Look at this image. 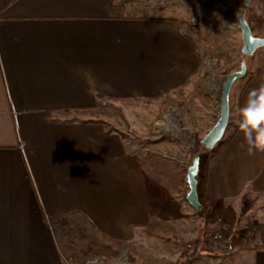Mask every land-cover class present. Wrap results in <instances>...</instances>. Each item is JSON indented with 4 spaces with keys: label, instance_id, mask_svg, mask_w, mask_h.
Returning <instances> with one entry per match:
<instances>
[{
    "label": "crops",
    "instance_id": "crops-1",
    "mask_svg": "<svg viewBox=\"0 0 264 264\" xmlns=\"http://www.w3.org/2000/svg\"><path fill=\"white\" fill-rule=\"evenodd\" d=\"M196 65L181 24L167 15H135L121 0H0V264L70 262L55 236L61 226L50 222L57 216L66 226L76 218L87 230L133 234L137 245L181 247L203 224L205 234L207 214L241 234L232 241L225 232L188 264H264V245L243 233L264 225V152L248 153L239 126L207 155L202 185L196 177L198 209L186 200L194 140L122 138V100L154 113L128 129L148 139L158 102L191 84ZM246 68L227 129L264 84V61ZM216 118L192 121L197 138ZM191 125L181 128L189 134ZM253 235L264 244V234Z\"/></svg>",
    "mask_w": 264,
    "mask_h": 264
},
{
    "label": "rangeland",
    "instance_id": "rangeland-1",
    "mask_svg": "<svg viewBox=\"0 0 264 264\" xmlns=\"http://www.w3.org/2000/svg\"><path fill=\"white\" fill-rule=\"evenodd\" d=\"M263 1L251 0L249 6L245 8V17L253 35L260 37H264ZM121 2L129 13L135 15H167L179 22L189 38L197 58V65L193 69L195 71L190 74L191 84L187 81L182 88L171 89L169 93H166L167 99L165 102H158L162 110L161 114L157 112L159 107L154 108L156 113L160 114V117L154 119V127H151L152 132L148 139L136 136L128 129L133 128L135 122L142 125L146 122L145 119L154 113L143 109L140 104L134 110L133 100H122L120 102L124 142L130 145L134 143L145 144L160 138V135L164 134L169 136L166 138H172L186 145L194 140V145L199 137L197 138L198 132L193 130L192 121L200 122L202 120L203 122L204 119L209 118L213 111L217 113L218 117L222 84L231 71L239 68L242 58L240 52L242 41L238 27V17L244 9L242 6L243 0H121ZM254 59L264 61V46L257 48L251 55L245 57L246 66L250 65ZM248 73L249 71L246 68L243 78ZM243 78L233 82L229 94L231 101L233 97L236 100L237 86ZM116 106L118 107V104ZM180 108L185 109L184 116L180 114ZM197 110H199V114L196 116ZM164 111L168 112L165 116H161ZM134 115L136 118H133ZM193 117H196V119H193ZM166 119L175 124L174 129L159 128L166 124ZM182 125L186 127L191 125L189 134L181 128ZM200 126H202V123ZM231 129L229 127L216 144H219ZM206 163L207 153L203 152L196 176L200 185L203 184ZM214 216L213 214H207L205 217L204 239L207 242L204 245L208 246V242H214L210 239L212 228H209L207 222L212 226L217 217L225 222L226 234L230 233V239L236 241L239 233L241 234L238 231L240 226L229 224L223 215ZM65 221L62 216L50 220L53 226H61V228L54 230L55 236L61 249L67 255L69 261L73 263L79 259L83 260L100 254L104 264H179V254L184 249H188V252H191L192 249L187 245L181 247H152L145 245V243L137 245L138 241L133 240V234L131 236L125 234L116 236L114 231L110 230L105 232L94 229L87 230L80 222L77 223L76 218L74 222L67 226ZM248 239L254 241L253 243L256 245H264L260 243V237L257 235H249ZM216 242L219 243V241ZM218 243L213 244V246H217ZM162 251H165L164 253L169 252L171 258L159 257Z\"/></svg>",
    "mask_w": 264,
    "mask_h": 264
},
{
    "label": "water",
    "instance_id": "water-1",
    "mask_svg": "<svg viewBox=\"0 0 264 264\" xmlns=\"http://www.w3.org/2000/svg\"><path fill=\"white\" fill-rule=\"evenodd\" d=\"M251 0H243L242 6L244 9L240 12L238 17V27L240 29L242 46L240 52L242 58L237 70L231 71L226 79L224 80L221 92H220V103H219V114L214 124L206 132V134L200 139L202 146L211 150L214 145L220 141L223 137L225 129L229 121V93L233 82L237 79H241L246 73L245 57L251 55L257 48L264 46V37L253 35L251 28L246 20V11ZM199 154L196 153L192 159L191 164L188 166L186 173V182L188 186V192L186 194L187 202L195 209L200 206L197 196V173L199 165Z\"/></svg>",
    "mask_w": 264,
    "mask_h": 264
},
{
    "label": "clouds",
    "instance_id": "clouds-1",
    "mask_svg": "<svg viewBox=\"0 0 264 264\" xmlns=\"http://www.w3.org/2000/svg\"><path fill=\"white\" fill-rule=\"evenodd\" d=\"M239 129L249 154L264 152V84L249 91L240 109Z\"/></svg>",
    "mask_w": 264,
    "mask_h": 264
},
{
    "label": "trees",
    "instance_id": "trees-1",
    "mask_svg": "<svg viewBox=\"0 0 264 264\" xmlns=\"http://www.w3.org/2000/svg\"><path fill=\"white\" fill-rule=\"evenodd\" d=\"M263 3H264V1H263ZM194 71L195 70L191 71V73L194 72ZM185 81H186V79H185ZM227 125H229V121H228ZM238 126H239V124L234 126V128L229 132V134L223 140H221V142L219 144H215L214 147L211 150H207V149H205L202 146V144L200 143V139L201 138L197 139L196 143L192 147L193 156L196 153H198L199 156H200L199 157V160H200L201 156L203 155V152H206L208 157H209V159H210L211 157H213L218 151H220L229 142V140L232 138L233 134L236 132ZM226 130H227V127H226L225 131ZM160 137L161 138H165V137H169V136L162 134V135H160ZM203 223H204V220H203ZM250 225L251 226L249 228L251 230V234H254L256 232L264 234V225H259V224L253 225L252 223H250ZM203 228H204V224L202 225V229H201L202 231L199 232L198 236L195 238L193 243L189 246V248L190 247L192 248L191 252H188L189 251L188 249H184V251H182L179 254V258H178L179 264H188L190 258L192 256H194V255H197L199 253V251H201L202 246L205 244V242H207L204 239V235L205 234L203 232ZM210 239L213 240L214 242H208V244H209L208 247L212 248L213 244H215V243L217 244L218 242H216V240L212 239L211 236H210Z\"/></svg>",
    "mask_w": 264,
    "mask_h": 264
},
{
    "label": "built area",
    "instance_id": "built-area-1",
    "mask_svg": "<svg viewBox=\"0 0 264 264\" xmlns=\"http://www.w3.org/2000/svg\"><path fill=\"white\" fill-rule=\"evenodd\" d=\"M227 227L225 222L220 217H217L211 230V238L223 242L225 239V231ZM245 235H250L251 230H245L243 232ZM67 264H104L103 258L100 254L93 255L92 257H88L86 259H79L77 262H68Z\"/></svg>",
    "mask_w": 264,
    "mask_h": 264
},
{
    "label": "bare ground",
    "instance_id": "bare-ground-1",
    "mask_svg": "<svg viewBox=\"0 0 264 264\" xmlns=\"http://www.w3.org/2000/svg\"><path fill=\"white\" fill-rule=\"evenodd\" d=\"M166 120H167L166 124L161 126V127H159V128L164 127L165 129H174L175 128V124L173 122H171L170 120H168V119H166Z\"/></svg>",
    "mask_w": 264,
    "mask_h": 264
}]
</instances>
